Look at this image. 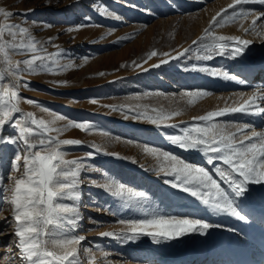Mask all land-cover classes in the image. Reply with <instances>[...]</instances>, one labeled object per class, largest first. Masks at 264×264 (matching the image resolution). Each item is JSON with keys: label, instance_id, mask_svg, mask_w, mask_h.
I'll return each instance as SVG.
<instances>
[{"label": "rangeland", "instance_id": "1", "mask_svg": "<svg viewBox=\"0 0 264 264\" xmlns=\"http://www.w3.org/2000/svg\"><path fill=\"white\" fill-rule=\"evenodd\" d=\"M263 2L0 0V264L256 248Z\"/></svg>", "mask_w": 264, "mask_h": 264}, {"label": "bare ground", "instance_id": "2", "mask_svg": "<svg viewBox=\"0 0 264 264\" xmlns=\"http://www.w3.org/2000/svg\"><path fill=\"white\" fill-rule=\"evenodd\" d=\"M262 41H264V38ZM261 48L264 49V44L257 46V49H261ZM249 68L250 70L247 72V79L248 81H254L253 83V85L255 86L254 90H256L255 99H258L259 103L260 102L264 103V62L263 63L261 62L260 64H255ZM252 99L253 98L251 97V100ZM262 108H260L261 113L258 112L260 113V116H258V120H263L262 115L264 108L263 109ZM89 188H92L91 185L89 186ZM87 196H90L89 192H85L83 195V197H87ZM86 203L89 202L86 201ZM252 210H254V208H252ZM253 212H254L253 214L255 215L254 217L255 221L254 222L247 221L240 226H242L241 228L242 229L244 228V231L246 232L249 233L255 232L257 235H259V237L257 235L255 236V234L253 236L256 248H253L250 243H246L245 241H241L240 239L235 240L230 235L224 236L219 234L215 238V244L212 246H208V248L206 249H195L192 252H190L187 256L177 259L176 261L171 260V262L168 260L158 258L155 259L156 263L158 264H254L255 262L253 260L255 256L260 255V257H264V252L258 251V248H262V247L264 248V209L262 208L258 212L257 211L256 212L253 211ZM84 225H90V222L86 220L84 221ZM82 228L83 227H81L80 229ZM87 236L89 235H86L85 237ZM82 238L83 235H80L77 232H72L69 236L63 237L61 241H63L65 244H68L70 246V244L72 243L71 241L81 240ZM104 239L111 241L112 236L110 234H104ZM111 262L112 261L110 260L108 261V263L107 262L106 263L110 264Z\"/></svg>", "mask_w": 264, "mask_h": 264}]
</instances>
